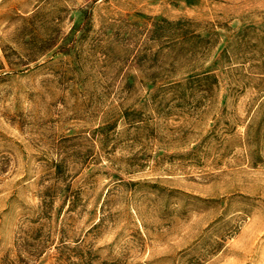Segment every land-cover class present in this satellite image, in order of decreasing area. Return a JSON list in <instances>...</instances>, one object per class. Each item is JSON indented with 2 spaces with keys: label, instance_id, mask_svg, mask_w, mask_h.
Instances as JSON below:
<instances>
[{
  "label": "rangeland",
  "instance_id": "rangeland-1",
  "mask_svg": "<svg viewBox=\"0 0 264 264\" xmlns=\"http://www.w3.org/2000/svg\"><path fill=\"white\" fill-rule=\"evenodd\" d=\"M78 255L264 264V0H0V264Z\"/></svg>",
  "mask_w": 264,
  "mask_h": 264
},
{
  "label": "trees",
  "instance_id": "trees-1",
  "mask_svg": "<svg viewBox=\"0 0 264 264\" xmlns=\"http://www.w3.org/2000/svg\"><path fill=\"white\" fill-rule=\"evenodd\" d=\"M207 78H212V77H207ZM30 252H34V251H30ZM41 251L39 250H37V251H35L34 252V256H36V255H38L39 253H40ZM30 255V254H29ZM73 264H91V261H90V259L88 258V257H86V256H82V257H80L79 255H78V261H77V263H73Z\"/></svg>",
  "mask_w": 264,
  "mask_h": 264
}]
</instances>
